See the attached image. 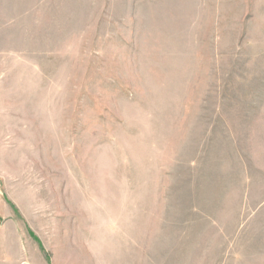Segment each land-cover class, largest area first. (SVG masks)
Wrapping results in <instances>:
<instances>
[{
  "label": "rangeland",
  "instance_id": "obj_1",
  "mask_svg": "<svg viewBox=\"0 0 264 264\" xmlns=\"http://www.w3.org/2000/svg\"><path fill=\"white\" fill-rule=\"evenodd\" d=\"M0 264H264V0H0Z\"/></svg>",
  "mask_w": 264,
  "mask_h": 264
}]
</instances>
